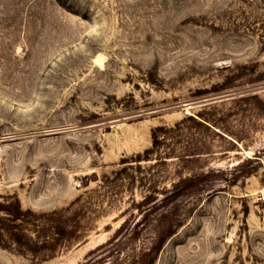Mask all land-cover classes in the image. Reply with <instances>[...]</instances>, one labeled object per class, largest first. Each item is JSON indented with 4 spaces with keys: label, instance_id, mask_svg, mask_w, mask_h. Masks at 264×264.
Here are the masks:
<instances>
[{
    "label": "rangeland",
    "instance_id": "obj_1",
    "mask_svg": "<svg viewBox=\"0 0 264 264\" xmlns=\"http://www.w3.org/2000/svg\"><path fill=\"white\" fill-rule=\"evenodd\" d=\"M0 197V264H264V0H0Z\"/></svg>",
    "mask_w": 264,
    "mask_h": 264
},
{
    "label": "trees",
    "instance_id": "obj_2",
    "mask_svg": "<svg viewBox=\"0 0 264 264\" xmlns=\"http://www.w3.org/2000/svg\"><path fill=\"white\" fill-rule=\"evenodd\" d=\"M35 217L31 210L22 209L18 199L10 205L4 203L0 197V235L31 251H35L34 247L37 248L38 241L33 242L27 233L32 230L39 237L44 233V228L36 224Z\"/></svg>",
    "mask_w": 264,
    "mask_h": 264
},
{
    "label": "bare ground",
    "instance_id": "obj_3",
    "mask_svg": "<svg viewBox=\"0 0 264 264\" xmlns=\"http://www.w3.org/2000/svg\"><path fill=\"white\" fill-rule=\"evenodd\" d=\"M101 61H102V57H101V58H98L97 62L99 63V62H101Z\"/></svg>",
    "mask_w": 264,
    "mask_h": 264
}]
</instances>
